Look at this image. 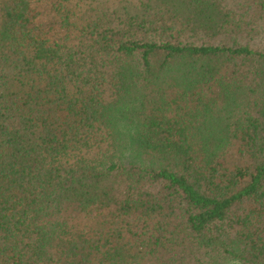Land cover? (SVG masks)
<instances>
[{
	"label": "trees",
	"instance_id": "16d2710c",
	"mask_svg": "<svg viewBox=\"0 0 264 264\" xmlns=\"http://www.w3.org/2000/svg\"><path fill=\"white\" fill-rule=\"evenodd\" d=\"M0 264H264V0H0Z\"/></svg>",
	"mask_w": 264,
	"mask_h": 264
}]
</instances>
